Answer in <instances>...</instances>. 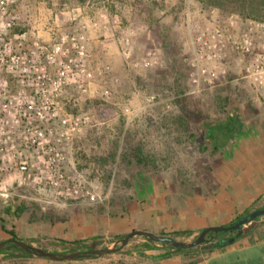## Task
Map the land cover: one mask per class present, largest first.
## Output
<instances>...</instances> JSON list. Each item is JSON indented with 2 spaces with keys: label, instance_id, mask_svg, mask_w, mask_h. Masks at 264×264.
<instances>
[{
  "label": "rangeland",
  "instance_id": "374dc122",
  "mask_svg": "<svg viewBox=\"0 0 264 264\" xmlns=\"http://www.w3.org/2000/svg\"><path fill=\"white\" fill-rule=\"evenodd\" d=\"M11 16L15 24L7 41L17 43L26 33L28 50L33 42L50 47L61 37L85 35L86 67L94 79L88 93L72 86L60 102L63 112L87 116L90 122L63 145L62 167L69 177L81 176L87 189L94 187L100 202L58 199L51 190L35 195L31 185L8 180L15 195L0 197V215L11 209L14 213L8 216L17 218L32 210L40 222L53 217L65 223L68 216L95 211L115 217L134 202L154 206V200H161L166 207L181 208L187 195L193 198L215 188L218 167L224 166L219 155L232 150V141L260 139L256 127L264 113V89L241 79L237 57L229 58L231 71L226 78L213 89L201 88L194 94L183 62L198 28L217 21L229 30L230 17L241 18L235 13L205 8L195 0H14L8 2L6 15L0 13V28ZM127 39L129 59L124 56ZM1 75L16 92L7 69ZM234 126L241 130L232 132L230 141L224 130ZM147 186L152 187L143 189ZM25 189L34 197H24ZM80 203L84 213L68 208ZM263 207L261 202L250 213ZM144 241L135 237L120 252L98 262L156 264L139 254L164 253L159 248L144 251ZM115 244L120 246L118 241ZM205 249L190 254L191 263L202 262ZM10 256L16 258L13 264L30 261L17 251Z\"/></svg>",
  "mask_w": 264,
  "mask_h": 264
},
{
  "label": "built area",
  "instance_id": "2783aa9c",
  "mask_svg": "<svg viewBox=\"0 0 264 264\" xmlns=\"http://www.w3.org/2000/svg\"><path fill=\"white\" fill-rule=\"evenodd\" d=\"M10 1L14 0L0 1L2 16ZM14 24L11 16L0 28V195L11 196L10 188L2 182L12 180L18 186L31 185L35 194L51 190L58 199L99 203L94 187L87 189L81 176L69 177L62 167L66 161L63 145L90 122L87 116L63 112L60 102L72 86L88 93L94 79L86 67L85 35L61 37L50 47L33 42L28 50L26 33L17 43L7 41ZM228 29L214 21L192 34L183 59L188 82L195 90L192 94L201 88L213 89L226 78L232 55L238 59L241 79L264 89V22L231 16ZM129 45L127 39L126 59L130 58ZM5 69L17 84L16 92L11 81L1 75Z\"/></svg>",
  "mask_w": 264,
  "mask_h": 264
},
{
  "label": "crops",
  "instance_id": "0c3cea01",
  "mask_svg": "<svg viewBox=\"0 0 264 264\" xmlns=\"http://www.w3.org/2000/svg\"><path fill=\"white\" fill-rule=\"evenodd\" d=\"M261 113L260 124L255 126L259 128L260 139L235 143L232 141V150L219 155L223 157L224 166L218 167L220 172L215 188L198 193L193 198L191 194L187 195V204L185 201L181 208L168 205L166 207V203L162 204L161 200H154V206H149L146 202H134L131 206H126L125 213L109 217L101 213L97 215L96 211L84 213L79 210L84 207L80 203L68 208L74 211L78 209L77 214L84 215L68 216L65 223L53 217L46 222H40L38 213L32 210L24 211L17 218L3 214L0 215V243L11 239L3 230V226L8 231L14 230L18 238L28 245L59 254L69 251L73 247L70 244L78 241L87 244L96 242L99 247L112 246L116 243L115 237L126 236L133 231L152 232L157 235L189 231L193 233L191 236L180 235L175 238L184 243H191L205 228L228 227L237 217L264 202V113L262 111ZM230 133L232 134V131L228 135L231 141ZM2 183V186L9 187L7 181ZM151 187L143 189L150 190ZM11 190L12 188L11 196L15 195ZM24 192L26 193L24 197H34L27 189ZM0 197L7 198L1 195ZM12 213L14 211L10 210V214ZM108 237L113 241L109 242ZM158 248L164 254L170 255L162 261H155L156 264H264V217L246 225L243 228V235L237 239L234 237L229 246L213 249L211 252L205 249L206 254L199 263H191L190 255L186 253L172 252L160 246ZM8 253L0 255V264H13L8 259ZM150 253L146 252L150 257H157ZM101 259L52 262L35 257L30 261L37 264H91Z\"/></svg>",
  "mask_w": 264,
  "mask_h": 264
},
{
  "label": "trees",
  "instance_id": "16d2710c",
  "mask_svg": "<svg viewBox=\"0 0 264 264\" xmlns=\"http://www.w3.org/2000/svg\"><path fill=\"white\" fill-rule=\"evenodd\" d=\"M195 1L199 4H201L205 8H211L213 10L216 9V10H220L223 12H232V13L239 15L242 19H252V20L264 22V0H195ZM230 130L232 132H234L236 130L235 126H234V128H227L226 130H224L225 134L229 135V132H231ZM220 139H222V138H220ZM10 210L11 209L6 210L7 215H10ZM249 214H250V212H246L243 215H241L239 218H237V220L242 219ZM17 217H19V215H17ZM1 221H3V220H1ZM3 230L10 235L11 239L20 240L14 230L8 231V230H6V228L4 226H3ZM192 234L193 233L187 231V232H181V233L161 234V235L166 236V237L175 238V236H180V235L191 236ZM125 237L126 236H118V237H115L114 239L116 241H118V243H120ZM234 237H235L234 235L232 236L229 233L213 234V235H210L208 237L209 239H211L209 242H207L204 245L199 246L197 248L188 249V250H183V249L182 250H175L170 245L156 244V243L152 242L151 240L145 238V242L142 246V249L144 251H152V250L158 248V246H160L163 248H168L172 252L186 253V254L190 255V254L196 253V251L198 252V250H202L204 248H206L207 251L209 250V252H211L213 249H223L232 243ZM95 241H97V240H95ZM70 245H73V247H71L69 251L62 253V254H59V253H55V254L62 256V255H66L68 253L77 252V251L94 250V249H97V246L99 244L96 242H92L91 244H87L85 242L78 241V242L71 243ZM16 251L22 253L24 259L30 260L32 258H35L33 255L27 254L21 248H19L18 246L14 245V244H8L5 248H3L0 251V255L9 252L8 253V259L13 261L16 258H14L10 255H12L13 252H16ZM168 255H170V254L166 253V254H163V255H160L157 257H150L146 254V252H144V253L142 252L141 254H139V256L141 258L153 260L154 262L155 261L156 262L162 261V260L166 259ZM101 258L102 257H91L88 259L93 260V259H101ZM45 260L51 261L49 259H45ZM82 260H87V259H82Z\"/></svg>",
  "mask_w": 264,
  "mask_h": 264
},
{
  "label": "water",
  "instance_id": "95a60500",
  "mask_svg": "<svg viewBox=\"0 0 264 264\" xmlns=\"http://www.w3.org/2000/svg\"><path fill=\"white\" fill-rule=\"evenodd\" d=\"M261 217H264V208L250 213L249 215L245 216L242 219L237 220L235 223H233L232 225L228 227L217 226V227L205 228L197 236V238L191 243L179 242L173 237H166V236L157 235V234H153L149 232L133 231L129 233L128 235H126V237L120 243H118L120 244L119 247H117V245L115 244L116 246L112 248H100V249H94V250L77 251V252L68 253L62 256L57 255L52 252L45 251L40 248L30 246L23 241L13 240V239L1 242L0 251L3 248H5L8 244H14L18 246L19 248H21L27 254H31L38 259H49L52 262H72V261H78L82 259H88L91 257H105V256L118 253L122 249H124L129 244V242L135 237L146 238L156 244L170 245L175 250H182V249L188 250V249L197 248L209 242L211 239H209L208 237L213 234L229 233V234H235L236 239L240 238L243 235V228L246 225L250 224L251 222Z\"/></svg>",
  "mask_w": 264,
  "mask_h": 264
}]
</instances>
